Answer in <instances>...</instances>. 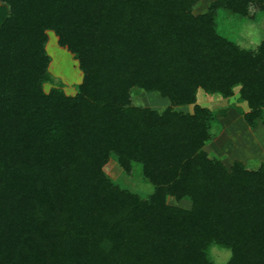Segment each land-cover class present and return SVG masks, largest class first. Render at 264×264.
Segmentation results:
<instances>
[{
    "label": "trees",
    "instance_id": "16d2710c",
    "mask_svg": "<svg viewBox=\"0 0 264 264\" xmlns=\"http://www.w3.org/2000/svg\"><path fill=\"white\" fill-rule=\"evenodd\" d=\"M0 264H264V164L227 170L203 149L209 111L198 89L240 85L257 127L264 109V39L256 51L215 30L216 11L247 16L264 0H0ZM48 30L84 74L76 95L52 79ZM157 91L158 112L131 104ZM194 103L193 113L171 106ZM141 164L154 185L139 198L115 186L108 156ZM185 197L191 208L166 198Z\"/></svg>",
    "mask_w": 264,
    "mask_h": 264
},
{
    "label": "rangeland",
    "instance_id": "374dc122",
    "mask_svg": "<svg viewBox=\"0 0 264 264\" xmlns=\"http://www.w3.org/2000/svg\"><path fill=\"white\" fill-rule=\"evenodd\" d=\"M214 1L198 0L194 14L197 15L208 11L209 5ZM215 14V30L218 34L233 40L243 48L256 51V48L264 39V11L255 5H250V11L247 16H240L223 9L216 11ZM48 38L50 39L46 48L52 58L49 64L52 79L45 82L43 88L48 92L51 88L59 87L68 95H76L84 79L79 61L71 51L58 43L59 38L52 30H48ZM240 88V85L234 86V94L228 97H223L219 93L210 94L199 88L197 91L199 94L195 102L198 106L209 111L208 130L210 136L205 141L203 149L207 151L209 156L219 159L227 170L230 169L231 164L235 160H238L236 159L238 149L236 143H238L240 150L247 149L243 139L251 135L246 134L251 127L244 119V113L250 109L247 102L241 98ZM131 93V104L137 107H148L158 112L170 107L168 99L157 91L132 89ZM195 104L176 105L171 106V108L178 112L191 114L194 111ZM254 129H256L254 139L264 145V109L262 110V115L258 118L257 127ZM258 160H261V165L264 164V154L259 155ZM247 168L251 170L258 169ZM102 170L113 185L135 193L141 199L154 190L151 180L143 175L142 166L137 162H133L130 171H126L118 163L116 156L112 155L108 156L102 166ZM166 200L172 206L191 208L190 200L185 197L177 200L174 196H168ZM207 256L215 264H227L231 254L230 251L222 246L212 245L207 251Z\"/></svg>",
    "mask_w": 264,
    "mask_h": 264
},
{
    "label": "crops",
    "instance_id": "0c3cea01",
    "mask_svg": "<svg viewBox=\"0 0 264 264\" xmlns=\"http://www.w3.org/2000/svg\"><path fill=\"white\" fill-rule=\"evenodd\" d=\"M9 6L5 2L0 3V24L6 19L9 14ZM249 129V128H248ZM256 129H249V132L246 133L251 134L250 136L244 137V143L247 149L240 150L238 143L236 159L240 160L245 167L258 168L261 165V160H258L259 155L264 154V145L260 144L256 139H254ZM237 138V137H236ZM263 161V160H262Z\"/></svg>",
    "mask_w": 264,
    "mask_h": 264
}]
</instances>
